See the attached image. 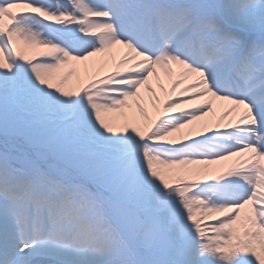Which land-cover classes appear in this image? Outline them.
I'll list each match as a JSON object with an SVG mask.
<instances>
[{"label":"snow or ice","instance_id":"6c2138e0","mask_svg":"<svg viewBox=\"0 0 264 264\" xmlns=\"http://www.w3.org/2000/svg\"><path fill=\"white\" fill-rule=\"evenodd\" d=\"M0 264H264V0H0Z\"/></svg>","mask_w":264,"mask_h":264},{"label":"bare ground","instance_id":"6f19581e","mask_svg":"<svg viewBox=\"0 0 264 264\" xmlns=\"http://www.w3.org/2000/svg\"><path fill=\"white\" fill-rule=\"evenodd\" d=\"M161 98H163V97H161ZM219 103H221V102H219ZM219 103H218V104H219ZM150 111H151V109H150ZM170 114H171V113H170Z\"/></svg>","mask_w":264,"mask_h":264}]
</instances>
